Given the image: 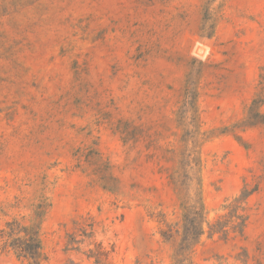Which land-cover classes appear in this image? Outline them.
I'll return each instance as SVG.
<instances>
[{
    "label": "rangeland",
    "instance_id": "rangeland-1",
    "mask_svg": "<svg viewBox=\"0 0 264 264\" xmlns=\"http://www.w3.org/2000/svg\"><path fill=\"white\" fill-rule=\"evenodd\" d=\"M197 198L191 264H264V0H0V264H173Z\"/></svg>",
    "mask_w": 264,
    "mask_h": 264
},
{
    "label": "trees",
    "instance_id": "trees-1",
    "mask_svg": "<svg viewBox=\"0 0 264 264\" xmlns=\"http://www.w3.org/2000/svg\"><path fill=\"white\" fill-rule=\"evenodd\" d=\"M240 199H235L231 206L230 219H235L239 222L231 226L233 232H238L240 235L243 233L246 218L243 215H238L237 210ZM230 206V205H229ZM184 213L182 215V227L181 231L177 230L175 234L179 236V240L175 245L173 252V264H191V253L193 248L200 241L201 236L204 234L205 223V208L201 201V198L193 200L190 204L186 202L182 203ZM39 218L42 217V213H39ZM231 221V220H229ZM234 221V220H233ZM230 222L217 221L211 225V232L222 233L223 236L229 234V230L226 229ZM10 231L6 234H2V238L6 237L3 248H9L20 259L26 260V264H42L43 254L41 252V245L39 240V227H21L15 221L8 223ZM23 232V236L14 237L15 233L19 234ZM160 235L166 242L172 241L174 238V231L171 226L161 230ZM107 253L98 251L88 258H94V264H102L106 260ZM104 256L102 259L101 257ZM67 264H75L73 261H69Z\"/></svg>",
    "mask_w": 264,
    "mask_h": 264
}]
</instances>
